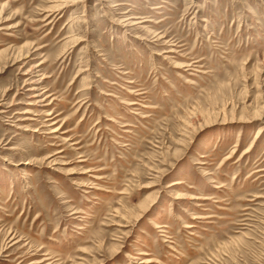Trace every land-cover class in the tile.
Instances as JSON below:
<instances>
[{
  "label": "rangeland",
  "instance_id": "obj_1",
  "mask_svg": "<svg viewBox=\"0 0 264 264\" xmlns=\"http://www.w3.org/2000/svg\"><path fill=\"white\" fill-rule=\"evenodd\" d=\"M0 264H264V0H0Z\"/></svg>",
  "mask_w": 264,
  "mask_h": 264
},
{
  "label": "bare ground",
  "instance_id": "obj_2",
  "mask_svg": "<svg viewBox=\"0 0 264 264\" xmlns=\"http://www.w3.org/2000/svg\"><path fill=\"white\" fill-rule=\"evenodd\" d=\"M58 10H59V9H58ZM129 24H130V25H135V24L128 23V25H129ZM126 26H127V24H126ZM35 90H36V89H35ZM174 184H177V183L175 182ZM174 184H171V185H174ZM177 198H178V197H177ZM144 204H145V203H144ZM144 204H143V205H144ZM145 206H147V205H145ZM147 207H148V206H147ZM144 208H145V207H144ZM144 208H143V209H144ZM145 209H146V208H145Z\"/></svg>",
  "mask_w": 264,
  "mask_h": 264
}]
</instances>
